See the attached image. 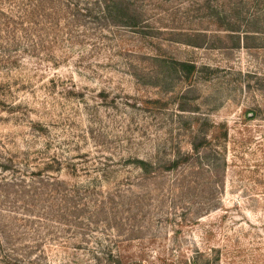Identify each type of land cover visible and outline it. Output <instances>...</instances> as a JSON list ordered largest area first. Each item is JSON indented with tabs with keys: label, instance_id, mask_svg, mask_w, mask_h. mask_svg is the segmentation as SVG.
Instances as JSON below:
<instances>
[{
	"label": "rangeland",
	"instance_id": "374dc122",
	"mask_svg": "<svg viewBox=\"0 0 264 264\" xmlns=\"http://www.w3.org/2000/svg\"><path fill=\"white\" fill-rule=\"evenodd\" d=\"M127 2L0 0V264H264V1Z\"/></svg>",
	"mask_w": 264,
	"mask_h": 264
},
{
	"label": "trees",
	"instance_id": "16d2710c",
	"mask_svg": "<svg viewBox=\"0 0 264 264\" xmlns=\"http://www.w3.org/2000/svg\"><path fill=\"white\" fill-rule=\"evenodd\" d=\"M264 1V0H262ZM93 2L96 5L97 11L99 12L100 15H102L103 20L105 21V24L109 27H115V26H126V27H130L133 29H138L140 27H148V26H144L145 24H147L145 21H143L144 19L142 18L143 14L141 12L135 11L133 9H131L130 4L127 2V0H93ZM96 12V10H95ZM127 18V19H126ZM145 23V24H144ZM225 31H228L232 34H236V33H240V30L237 29V27H234L231 23L227 24V27L225 29ZM245 36L249 37L252 36V34L254 33H258L261 35H264V31H244ZM194 36L198 37V38H206V34L207 32L201 29H196L194 31ZM264 37V36H263ZM195 47H198L199 45H194ZM173 65L176 66L178 65V67L185 72L188 75H192L197 67L195 64H191V63H186V62H179V61H172ZM193 154H195V156L200 155V151L198 147H193ZM2 154V153H1ZM192 154V155H193ZM0 158L3 161H6V163L12 164L14 161L13 159H11L12 157L10 156V158L6 159V158H2V156H0ZM189 158V156H186L185 158H178V159H173L170 162L169 168L171 170H175L176 168H178L179 166H181V164H184L185 162H187V159ZM138 167H140V169L143 171L146 170V167L148 166V164L141 159H137L136 160ZM3 169L4 173H6L9 169L8 165H3L0 162V170ZM44 176H41V178H43ZM4 185L9 186L10 182L9 180L5 179V181H1ZM44 184L47 185L48 180L45 179L42 181ZM45 195V194H43ZM41 195V196H43ZM45 197V196H44ZM43 198V197H41ZM41 200V199H40ZM34 202L33 205H35L36 200H32ZM110 263L109 264H123L122 261L118 258H115V256L113 255L112 252L108 253V259H107Z\"/></svg>",
	"mask_w": 264,
	"mask_h": 264
}]
</instances>
